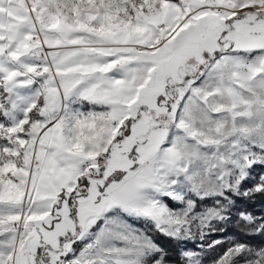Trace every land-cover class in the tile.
Instances as JSON below:
<instances>
[{"label":"snow or ice","instance_id":"obj_1","mask_svg":"<svg viewBox=\"0 0 264 264\" xmlns=\"http://www.w3.org/2000/svg\"><path fill=\"white\" fill-rule=\"evenodd\" d=\"M256 193L264 0H0V264H203L225 241L149 226L264 236Z\"/></svg>","mask_w":264,"mask_h":264},{"label":"trees","instance_id":"obj_2","mask_svg":"<svg viewBox=\"0 0 264 264\" xmlns=\"http://www.w3.org/2000/svg\"><path fill=\"white\" fill-rule=\"evenodd\" d=\"M247 186H250V184ZM233 198L236 199L239 208L247 209L257 217L264 216V194L256 193L250 197ZM205 204L211 205L212 201L207 200L205 201ZM215 227L217 228V231L213 233L215 238L225 241L220 244L222 248L219 252H223L229 246V242L233 240H239L242 243L246 242L251 246H259L264 243V236L246 235L243 222H238L235 215L232 216L231 220L224 223H218ZM174 246L179 247L178 243H175ZM175 254L176 253H174V255Z\"/></svg>","mask_w":264,"mask_h":264},{"label":"rangeland","instance_id":"obj_3","mask_svg":"<svg viewBox=\"0 0 264 264\" xmlns=\"http://www.w3.org/2000/svg\"><path fill=\"white\" fill-rule=\"evenodd\" d=\"M247 187V185H246ZM205 203V202H204ZM199 210V209H198ZM137 227H145L143 223H140L137 225ZM150 233L153 238L156 240V242L163 248L166 249V251L169 252L170 256H172L173 259L177 257V248H185L193 251H199L200 250V245L210 243L212 240H220L218 238H215V235L213 233L209 236H206L204 241H201L199 238V235L197 234L194 239L187 240L185 242H182L179 245V247H175L174 244L177 243L176 241L163 236L162 234L155 232V230H152L149 226ZM222 247L220 245L216 246L214 249H207L205 248V251L203 253V264H212V261L217 259L220 254L223 252H219V250ZM226 250V249H225ZM174 253H176L174 255ZM174 256H173V255Z\"/></svg>","mask_w":264,"mask_h":264}]
</instances>
